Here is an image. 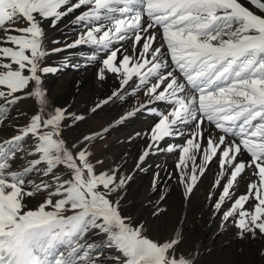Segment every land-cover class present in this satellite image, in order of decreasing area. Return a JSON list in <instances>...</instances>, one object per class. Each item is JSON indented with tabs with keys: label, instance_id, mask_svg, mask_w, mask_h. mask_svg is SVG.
<instances>
[{
	"label": "snow or ice",
	"instance_id": "6c2138e0",
	"mask_svg": "<svg viewBox=\"0 0 264 264\" xmlns=\"http://www.w3.org/2000/svg\"><path fill=\"white\" fill-rule=\"evenodd\" d=\"M77 10L73 22L85 30L64 47L91 46L90 61L105 54L97 79L110 73L119 85L89 111L129 97L133 106L70 142L66 130L86 116L48 95L44 78L60 69L44 59L64 49L46 48L43 24L55 28ZM24 99L37 109L27 123H14L27 115L13 114ZM142 111L158 119L135 134L148 144L134 170H145L149 155L178 152L177 188L190 202L215 160L218 191L208 200L219 230L264 245V0H0V133L12 129L0 135V264H206L211 249L188 235L183 220L153 237L169 216L171 190L151 202V222H134L122 214L132 175L106 168L93 151L112 127ZM209 125L217 135L205 136ZM181 137L182 144L161 147ZM158 180L159 173L154 190Z\"/></svg>",
	"mask_w": 264,
	"mask_h": 264
},
{
	"label": "bare ground",
	"instance_id": "6f19581e",
	"mask_svg": "<svg viewBox=\"0 0 264 264\" xmlns=\"http://www.w3.org/2000/svg\"><path fill=\"white\" fill-rule=\"evenodd\" d=\"M80 11L77 10L75 13L64 17L55 28L50 27L47 21L43 24L46 33V48L49 50L53 48L64 49L60 52H53L45 57L44 65L51 64L52 60L58 59L59 64L57 67L60 70L55 74H48L44 78V84L48 88V92L53 94L56 99L60 100L61 97L62 99H66L68 111L78 109L86 117L87 115L91 116V120L96 121L98 129L101 131L104 127H107L125 115L133 106V98L129 97L126 103L116 101L105 105L97 113L89 111L95 103L111 95L112 91L119 85L117 77L110 73L107 74V79L103 82L97 79V66L105 54L95 52L98 59L90 61L88 57L94 54V49L91 46L64 47L65 44H70L77 39L79 33L85 30L82 24L73 22L75 16ZM18 26L23 27L25 25L21 22ZM53 40H58L60 43L54 44L52 43ZM138 95L145 97L143 92L138 93ZM18 105L13 109V114L16 112L27 114L34 109V104L32 103H26L22 107ZM63 105L66 106V104ZM156 107L165 110L168 106L160 103ZM157 119L158 117L155 115H150L143 111L139 112L134 117L125 120L122 124L112 127L106 134V138L98 142V151L101 158L105 161L104 166L106 168L120 165L122 171L132 175V179L126 189L125 202L122 208L123 215L132 217L134 222L142 219H148L151 222V202L155 201L165 189L171 190L172 194L168 200V205L170 206L169 216L166 223L153 233L154 238L168 234L173 227L171 222L177 220L175 217L176 211H180L181 216L185 213V208H181L180 203H176L177 200L172 197L173 190L175 192L177 189L175 181L169 179V174L173 175L172 178L176 174V163L173 160L175 152H159L155 155H149L140 166L145 170H134L139 155L148 144L146 136L137 137L135 134L149 132ZM208 127L213 135L218 134L211 125ZM11 132L12 129L9 128L4 133H0V135H10ZM71 133L70 129H67L65 132V136L70 142L72 141ZM183 140V137L168 138L161 143V147H166L169 144L179 145L183 143ZM156 169L159 173V180L157 189L154 190L152 185L155 174L153 172ZM209 169L210 171L205 174V177H207L206 181L204 182V179L200 180L197 185L198 194L193 199L186 214H184V218L182 219L183 228L192 239L198 241L204 248L211 249V252L204 258L206 264H264V257L259 255V249L264 247V245L257 242L237 240L234 236V229H229L226 232L219 230V217H213L212 202L208 200L209 192L217 191L213 189V182L218 172V165L215 160L211 163ZM211 170H213L212 174ZM249 179L254 180L255 177L249 176ZM247 184L248 179L240 183L237 195L243 194L246 191ZM214 199L215 196L213 197ZM186 215H189V217ZM184 219L188 220L184 221Z\"/></svg>",
	"mask_w": 264,
	"mask_h": 264
},
{
	"label": "rangeland",
	"instance_id": "374dc122",
	"mask_svg": "<svg viewBox=\"0 0 264 264\" xmlns=\"http://www.w3.org/2000/svg\"><path fill=\"white\" fill-rule=\"evenodd\" d=\"M129 54H131V49L129 48ZM58 64H59V61H58V59H55V60H52V62H51V64H46L45 66H53V67H57L58 66ZM100 62L98 63V66H97V69H99L100 68ZM48 94H49V97H50V99L55 103V105L56 106H58V107H67L68 106V103L65 101L66 99H62V97L60 98V100L59 99H56V97H54V95L53 94H50V92H48ZM139 96V95H138ZM147 98V97H143V96H139V99H140V101L142 102V101H144L145 99ZM25 101V102H24ZM24 101H22L21 103H19V105L18 106H20V107H22L23 105H25L26 103H32V104H34V109H33V111H30L29 113H27V115H25L24 117H20L17 121H13L14 123H18L19 122V124H25V123H27V120H28V118L32 115V114H34L35 113V111H36V109H37V105H36V103H35V101L34 100H24ZM63 104H66V106L65 105H63ZM73 110V111H72ZM74 112V113H77V114H84V113H82L80 110H78V109H71V110H69V112ZM85 115V114H84ZM86 116V115H85ZM96 122V121H95ZM94 122V120H91V116H88L87 115V117H86V119L84 120V121H81V122H79V124L76 126V127H74V128H70V130H71V137H72V140H76V139H78V138H80V137H82L83 135H85V134H88V133H93V132H98L99 131V129H98V127H97V123H95ZM96 125V126H95ZM208 131H209V127L207 126V130L205 131V136H206V134L208 133ZM12 134V132L10 133V135ZM98 142H99V140L96 142V144H95V147L93 148V151H94V153H95V155L97 156V157H99V158H101V156H100V154H99V151H98ZM178 145V144H177ZM174 157H173V160H174V162L175 163H177V160H178V156H179V153L178 152H175L174 153V155H173ZM244 159H245V161H247L248 159H249V157L247 156V154H245V156H244ZM198 162V161H197ZM176 171H177V169H176ZM210 171V169H208V171L207 172H209ZM212 171L213 170H211V174H212ZM154 174H157L158 172H157V169L153 172ZM155 176V175H154ZM172 177H173V175H172ZM154 178V177H153ZM204 179V182L206 181V179H207V177H203L201 180H203ZM256 179V178H255ZM171 180L172 181H175V184H176V189L177 190H175V192H174V190H173V195H172V197H174V199H176L177 201H176V203H180V207L181 208H185V213L184 214H186V212H187V210H188V208H189V206L191 205V203L193 202V199H195V197L197 196V194H198V186H197V188H196V190L194 191V193H193V196H192V198H191V200H190V202H185V201H183L182 200V198H181V196H180V191L182 190V188L181 189H178L177 188V181H176V178L174 177V178H171ZM218 191V190H217ZM179 195V196H178ZM42 199V198H41ZM38 203V201L37 200H32L31 202H30V206H35L36 204ZM187 206V207H186ZM178 213V214H177ZM184 214L181 216V212L180 211H176L175 212V217H176V219L177 220H182L183 218H184ZM187 217H189V215H186ZM177 220H173L172 222H171V225L174 227L175 225H174V222H176ZM188 219H184V221H187ZM173 223V224H172ZM187 245H185V251H187Z\"/></svg>",
	"mask_w": 264,
	"mask_h": 264
}]
</instances>
